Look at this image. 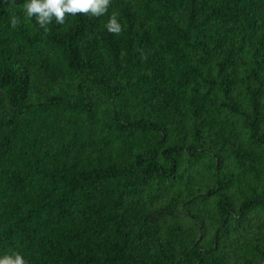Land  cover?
<instances>
[{
	"label": "trees",
	"instance_id": "16d2710c",
	"mask_svg": "<svg viewBox=\"0 0 264 264\" xmlns=\"http://www.w3.org/2000/svg\"><path fill=\"white\" fill-rule=\"evenodd\" d=\"M0 264H264V0H0Z\"/></svg>",
	"mask_w": 264,
	"mask_h": 264
}]
</instances>
